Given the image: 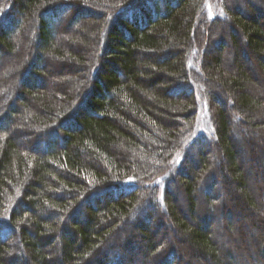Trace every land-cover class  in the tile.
I'll return each mask as SVG.
<instances>
[{
	"label": "trees",
	"instance_id": "16d2710c",
	"mask_svg": "<svg viewBox=\"0 0 264 264\" xmlns=\"http://www.w3.org/2000/svg\"><path fill=\"white\" fill-rule=\"evenodd\" d=\"M263 15L264 0H0V61L19 65L0 90V264H243L212 237L264 236L248 73L264 74Z\"/></svg>",
	"mask_w": 264,
	"mask_h": 264
},
{
	"label": "rangeland",
	"instance_id": "374dc122",
	"mask_svg": "<svg viewBox=\"0 0 264 264\" xmlns=\"http://www.w3.org/2000/svg\"><path fill=\"white\" fill-rule=\"evenodd\" d=\"M241 3H242V0H238V4L240 5ZM198 19L199 20H198V25L196 27V30L200 33L199 36L202 35V34H205L207 36H210L209 35L210 34V30H211L210 29V26L205 25L203 23L201 25L202 19L201 20H200V18H198ZM263 21H264V19H263ZM225 29L226 28H223V29L220 28V30L219 31H216V32L220 33V31H221V33L223 34L222 37L223 36L226 37L227 31ZM230 55H231L230 50L224 51L223 56H222L223 59H224L223 66H226L227 60H229V56ZM24 58L25 57L22 54L21 60L22 59L24 60ZM18 66H19L18 63L17 62L15 63V60H14L13 57H10V58L3 57V60L0 61V90L1 89L2 90L3 89H6V85L8 83V81L6 80V78L8 76L7 74L15 75L17 73V71H18ZM55 70L57 71L58 68H55ZM250 71L251 70L248 69L249 75L251 74L253 76L252 78L254 79V82H256V87H251L250 89L253 90V93L255 95L256 94L258 95L262 91L261 90V85L264 86V74L261 73L260 71H257V75L256 74L253 75ZM55 77L56 76H54V77H49L48 76L47 77V79H46L47 84H46V87H45V91L47 93H52L53 92L57 96L58 95H63L64 92H65V90H66V89L64 90L63 86L67 82H64L63 78H61L62 76L61 77L59 76V77H56V78ZM1 85H3V86H1ZM20 89H21V85L16 84L15 87H14V89H12L13 90L12 94L14 95L15 93L19 92ZM222 94L225 95V93H222ZM227 95H225L223 97L224 100L228 99ZM14 106L17 108L18 107V103H15ZM244 119H246L245 116H244ZM232 120H233L232 117H228L229 124L233 123ZM58 147H61V145L58 144ZM257 167L259 168L258 165H257ZM255 174H256L255 175V179H254L255 182H251L250 183V186H249L250 189L249 190H250V194L254 197L253 200L256 201V204L258 205L259 209L262 210V209H264V186H263L264 184L261 185L258 182L259 181L258 180V177H259L258 174H259V172L255 173ZM238 197H239V195H238ZM231 203H233V202L231 201ZM236 212H237V210H236ZM257 213H258V216L259 217L256 220H258L259 226H262V225L264 226V216L263 215H260L259 214V211H257ZM247 220H250L251 226H252V224L254 223V218L249 217V219H247ZM218 225H217V227H218ZM163 227L162 228L160 227L157 230L156 236H155L157 239H164V236L165 235L167 236L166 232L163 231ZM234 227H235V230L234 231H228V232H227L226 227L223 228V229H221L219 227L216 228V229L213 228L214 234H213V237L212 238H213L214 243H216V245H218L219 247L220 246L222 247V246H224V243L226 241H228L227 242V245L230 246L229 248L234 249V251H235L234 254H236V255L239 256L238 260H239L240 263L247 264V261L246 260H249V261H252L251 264H255V262L260 261V259H261L260 257L261 256L259 255V251L257 250L258 248H255L256 247L255 244H257L261 239L263 240L262 237H264V236L262 235V233L259 232V231L258 232L256 231L253 234L252 233L253 230H252V228L249 225L243 226V227L241 226L238 229H237V226L236 225H234ZM262 232L264 233V228L262 229ZM170 234L172 235V238H173L174 237L173 233H170ZM170 234H169V236H170ZM260 234H261V236H259ZM178 237H181V238L183 237L184 238L183 234H179V235H175V237H174L173 240L175 241ZM256 237L258 238V242H257ZM255 240H256V242H255ZM48 254L50 256L54 254V247H51L50 251H48ZM20 256L23 257L22 255H20ZM180 256H181L180 257L181 261H184L185 262V259L186 260L189 259V256L190 255L187 252V253H185V255H180ZM51 258H55V256H52ZM220 258L222 259L223 262L227 260L223 256V254H220ZM191 259L193 260V258H191ZM57 260L59 261V258L58 257H57ZM141 263H142V258L140 260L139 257H138L137 258V264H141ZM54 264H56V263H54ZM210 264H215V263L212 262Z\"/></svg>",
	"mask_w": 264,
	"mask_h": 264
},
{
	"label": "snow or ice",
	"instance_id": "6c2138e0",
	"mask_svg": "<svg viewBox=\"0 0 264 264\" xmlns=\"http://www.w3.org/2000/svg\"><path fill=\"white\" fill-rule=\"evenodd\" d=\"M221 14H223V13H221Z\"/></svg>",
	"mask_w": 264,
	"mask_h": 264
}]
</instances>
